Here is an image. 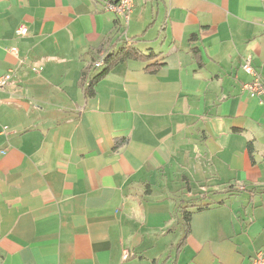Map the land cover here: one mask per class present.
<instances>
[{
    "label": "crops",
    "instance_id": "obj_1",
    "mask_svg": "<svg viewBox=\"0 0 264 264\" xmlns=\"http://www.w3.org/2000/svg\"><path fill=\"white\" fill-rule=\"evenodd\" d=\"M117 1L0 0V264H251L264 0H135L128 23ZM127 46L146 58L88 96L85 68Z\"/></svg>",
    "mask_w": 264,
    "mask_h": 264
},
{
    "label": "built area",
    "instance_id": "obj_2",
    "mask_svg": "<svg viewBox=\"0 0 264 264\" xmlns=\"http://www.w3.org/2000/svg\"><path fill=\"white\" fill-rule=\"evenodd\" d=\"M135 5V0H118L117 2L108 3L107 9L114 11L115 13L124 17L126 23L129 22L130 15L133 11ZM18 35H27L28 27L25 24H21L17 29ZM103 65V60L100 59L96 62V66L101 67ZM245 71L251 74H256L253 66L250 61H246L243 65ZM14 71L10 70L6 73L0 74V88L5 87L9 81L13 78ZM244 89L247 90L251 95L264 97V82L259 78L255 77L251 82H247L244 84ZM130 256L128 250H125L123 253V258L127 259ZM251 264H264V249L259 250L255 257L252 259Z\"/></svg>",
    "mask_w": 264,
    "mask_h": 264
},
{
    "label": "trees",
    "instance_id": "obj_3",
    "mask_svg": "<svg viewBox=\"0 0 264 264\" xmlns=\"http://www.w3.org/2000/svg\"><path fill=\"white\" fill-rule=\"evenodd\" d=\"M152 55H148L147 57H151ZM130 58H134V59H143L146 58V56L140 52L138 49H136L135 47H131V46H127L125 48H123L122 50L119 51H111V53H103L99 56L94 57L93 61L91 62V64L88 65V67L85 68V70L83 71V75H82V80L83 82H87L86 85L87 86V95H92L93 94V85L98 81V79L102 78L110 69L113 65H115L117 62L122 61V60H126V59H130ZM102 59L103 60V65L101 67L96 66V62L98 60ZM98 69H101L100 72H97L95 75H92V71H96ZM122 142H124V140H122ZM118 145V143L116 144ZM233 188V185L231 187H229L228 189ZM227 189V190H228ZM238 190L240 191V188H238ZM209 204H205L203 206L198 207V209H203L205 207H207ZM183 218H184V222H185V228H186V232H189V225L188 222L190 221V213L183 211Z\"/></svg>",
    "mask_w": 264,
    "mask_h": 264
}]
</instances>
